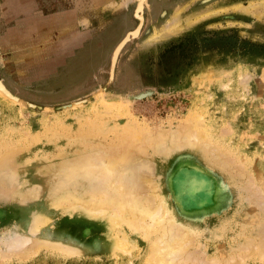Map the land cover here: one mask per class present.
I'll list each match as a JSON object with an SVG mask.
<instances>
[{
    "label": "rangeland",
    "instance_id": "374dc122",
    "mask_svg": "<svg viewBox=\"0 0 264 264\" xmlns=\"http://www.w3.org/2000/svg\"><path fill=\"white\" fill-rule=\"evenodd\" d=\"M136 1L114 8V0H36L45 14L78 8L89 46L69 48L61 72L60 65L46 63L48 49L33 44L17 71L0 56V79L27 102L19 104L0 94V155L8 146H26L14 155L16 165L37 156L54 159L64 149L72 154L76 147L71 143L82 130L80 119L115 102L128 105L131 116L154 133L171 131L172 120L184 122L192 115L196 124L200 116L198 122L212 149L222 151L221 157L214 155L218 149L211 154L191 147L176 150L163 167L164 191L178 219L199 232L198 250L208 259H220L217 264H264V10L259 16L244 10L250 2L264 0H149L142 19L134 17ZM178 7L180 20L223 11L210 13L176 35L146 42ZM140 20L139 35L122 48L115 75L113 68V75L108 71L110 80L114 78L107 84L114 47ZM143 93L147 95L137 97ZM79 100L85 101L62 107ZM106 141L112 142V135ZM5 184L0 182V264L144 263L148 244L140 235L129 234L130 254L114 251L108 245L115 234L105 221L71 211L55 217L49 232L78 240L86 248L80 254L40 248L27 256L24 247L23 253L17 247L18 252L11 235L14 226L29 217L28 207L13 203ZM230 255L235 260L225 263Z\"/></svg>",
    "mask_w": 264,
    "mask_h": 264
},
{
    "label": "bare ground",
    "instance_id": "6f19581e",
    "mask_svg": "<svg viewBox=\"0 0 264 264\" xmlns=\"http://www.w3.org/2000/svg\"><path fill=\"white\" fill-rule=\"evenodd\" d=\"M129 2L133 0H114L111 6L119 8L127 6ZM136 2L135 14L142 19L149 0ZM258 2H250L248 6L237 4L235 7L244 6L246 12L259 16L264 10V1ZM181 11L180 7L176 8L173 17L160 29L154 30L146 42H158L176 35L184 30L183 28L208 15L223 11V8L213 10V13H196L184 20L179 19ZM140 23L143 25V20H140ZM140 30L131 32L128 35L129 41L137 37ZM118 57L115 53L111 58L112 64L108 69L110 74L112 68L114 73ZM1 88L0 84V94ZM8 91L15 96L9 89ZM96 108L80 119L78 126L82 130L76 134L77 140L71 143L76 147L72 154L64 149V152L54 159L46 155L37 156L35 159L30 158L26 162L13 165L14 155L22 152L26 146H5L6 150L0 155V163L3 164V168H0V182L4 181L5 184V180L7 181V187L4 186L7 188L5 193L13 198V203L28 207L29 215L25 217L24 222L14 226L15 230L11 235V239L17 244L13 246L14 249L26 248L27 256L40 248L53 249L69 255L80 254L86 248L78 243V240L75 242L56 238L49 232L55 217L71 211L70 213L84 218L105 221L109 232L114 231L115 234L110 236L113 238L108 245L114 251L130 254L129 246L132 242L129 234L140 235L148 244L143 264L220 263V259H208L198 250L199 232L178 219L162 183L165 161L170 159L176 150L191 147L201 149L204 154H211L213 150L218 149L214 155L218 153L221 157L222 151L219 154V147L214 145L215 149H212L206 130L202 129L198 122L201 117L197 116L196 124L191 122L193 115L184 119L187 120L184 122L172 120L171 131L160 129L154 133L150 125H144L132 117L128 105L123 102ZM110 135L112 142L107 144L106 140ZM4 175H7V178L3 180ZM232 259L235 260L233 256ZM232 259L230 255L226 261Z\"/></svg>",
    "mask_w": 264,
    "mask_h": 264
},
{
    "label": "crops",
    "instance_id": "0c3cea01",
    "mask_svg": "<svg viewBox=\"0 0 264 264\" xmlns=\"http://www.w3.org/2000/svg\"><path fill=\"white\" fill-rule=\"evenodd\" d=\"M81 23L80 11L75 7L45 14L37 7L36 0H0V56L7 59L12 71L19 69L27 62L28 50L33 44L34 48L48 49L46 63L55 67L60 65L61 72L68 50L89 46L84 43L85 33ZM94 40L92 37L91 42ZM54 69L55 74L57 69Z\"/></svg>",
    "mask_w": 264,
    "mask_h": 264
},
{
    "label": "water",
    "instance_id": "95a60500",
    "mask_svg": "<svg viewBox=\"0 0 264 264\" xmlns=\"http://www.w3.org/2000/svg\"><path fill=\"white\" fill-rule=\"evenodd\" d=\"M136 14H134V17H136L137 18V16H135ZM141 23H140V21H139V23H138V25L133 29V30H130V31H128L124 36H123V38L117 43V45L114 47L115 49H113L114 51H113V55L116 53V55H117V57H118V55H119V53H120V50L124 47V45L127 43V42H129V39H128V35L131 33V32H133V31H135V30H137V29H139L140 30V28H141ZM140 27V28H139ZM135 38V37H134ZM133 40V39H132ZM132 40H130V41H132ZM113 55L111 56L112 58H113ZM117 59V58H116ZM110 61H111V64H112V60L110 59ZM115 63H116V60H115ZM110 64V65H111ZM110 65H109V67H110ZM115 65V64H114ZM0 84L2 85V92H1V94H2V96L3 97H5V98H7V99H10V100H12V101H14V102H16V103H19V104H21V103H24V104H27V102H25V101H23L22 99H20L19 97H16V96H13V95H11L10 93H9V91H8V89L5 87V85H4V83L2 82V80L0 79ZM147 95V93H143V94H140V95H138L137 97L138 98H142V97H144V96H146ZM84 101L85 100H79V101H76V102H73V103H70V104H67V105H63L62 107H70V106H75V105H78V104H83L84 103ZM51 109H53V107H51Z\"/></svg>",
    "mask_w": 264,
    "mask_h": 264
},
{
    "label": "flooded vegetation",
    "instance_id": "af4514ba",
    "mask_svg": "<svg viewBox=\"0 0 264 264\" xmlns=\"http://www.w3.org/2000/svg\"><path fill=\"white\" fill-rule=\"evenodd\" d=\"M140 19V18H139ZM138 21V20H137ZM108 68H109V66H108ZM108 68L106 69V71L108 72ZM116 68V67H115ZM114 75H115V73H114ZM114 78V77H113ZM113 78L110 80V74H109V72H108V79H107V84H109V83H111L112 82V80H113ZM5 84V83H4ZM6 85V84H5ZM7 87V86H6ZM8 88V87H7Z\"/></svg>",
    "mask_w": 264,
    "mask_h": 264
}]
</instances>
